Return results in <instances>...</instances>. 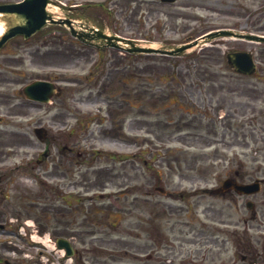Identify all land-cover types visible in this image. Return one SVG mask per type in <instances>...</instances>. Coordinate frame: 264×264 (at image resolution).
I'll return each mask as SVG.
<instances>
[{
  "label": "rangeland",
  "instance_id": "obj_1",
  "mask_svg": "<svg viewBox=\"0 0 264 264\" xmlns=\"http://www.w3.org/2000/svg\"><path fill=\"white\" fill-rule=\"evenodd\" d=\"M86 1H90L89 9L78 5ZM59 2L63 6L59 8L61 18L72 16L110 36L155 48L185 42L188 31L192 35L190 39L195 38L200 35L197 34L200 27L206 32L231 28L264 36V0H177L164 7V10L175 11V33L160 36H154L155 32L146 24L145 30L141 29L137 0ZM93 7L97 8L95 12H92ZM48 9L55 14L54 7ZM162 9L158 6L149 24L156 21L159 25L166 20L162 18ZM248 21L253 22V30L241 28ZM186 24L190 30L181 32ZM57 30L59 37L43 38L38 43L37 55L27 56L24 43L16 41L0 51V223L7 224L9 231H0L2 264H49L50 258L57 264L54 239L66 234L60 231L63 228L60 227L62 203L59 195L63 190L67 193L61 184L72 178L90 177L100 168L107 167L112 173V199L108 201L112 209L108 217L87 218L86 212L70 216L66 212L65 229H137L138 219L146 222L147 214L152 213L150 205L145 201L142 215L136 209L129 214L123 213L115 206L121 207L135 197L139 199L153 181L147 170L144 177L136 172L138 161L133 154L138 145L150 150L155 148L152 151L158 154L154 156L158 160H154V163L157 161L154 168L161 171L160 181L164 187L171 189L178 183L187 187L180 181L177 167L185 162L212 161L216 154L214 144L207 151L202 149L201 128L206 122L200 123V99L208 95L215 105L217 99L225 98L224 110L229 99V109H234V116L240 113L238 109L243 102L264 99V42L251 44L218 38L209 40L207 46L199 43L178 57L143 56L121 53L110 45L97 47L96 44L107 43L75 39L63 28ZM166 38L170 40L165 41ZM237 48L253 53L257 63L255 74L240 76L231 70L225 55ZM34 80H47L57 85L58 92L49 104L31 102L23 97L22 88ZM140 98L144 99L143 103L138 101ZM150 100L154 105H149ZM171 100L183 104L184 110L176 105L167 108ZM181 118L183 120L179 121ZM37 127L47 131L42 142L34 136L33 130ZM262 132L246 139L238 136L239 145L227 152L234 153L235 160L244 163L240 171L252 178L264 175ZM143 157L152 167L148 154ZM122 165H127L128 173L124 190H121L119 176L114 177ZM199 167L197 165L194 172L198 178L201 176ZM141 184L145 186L143 191L139 189ZM126 191L125 201L119 195ZM142 199L147 200L145 196ZM152 199L160 202V209L162 204L181 205L177 199L160 195ZM63 200H67L66 196ZM188 204L191 205V226L199 227L193 200ZM86 205L87 202L81 203L80 208L85 210ZM176 217L185 220L183 215ZM166 219L163 213L155 223L165 225ZM179 227L176 225L175 229ZM80 234L87 235V232ZM229 234L225 231L221 234L225 249L216 261L220 258L227 262L231 258L234 248ZM30 235L45 240V246L32 243ZM79 247L82 249V245ZM191 251L198 253L194 248ZM211 251L216 254L219 250ZM40 252L44 254L40 256Z\"/></svg>",
  "mask_w": 264,
  "mask_h": 264
},
{
  "label": "flooded vegetation",
  "instance_id": "obj_2",
  "mask_svg": "<svg viewBox=\"0 0 264 264\" xmlns=\"http://www.w3.org/2000/svg\"><path fill=\"white\" fill-rule=\"evenodd\" d=\"M18 1L0 0V5L13 4ZM53 3H55L58 15L53 18V22H56V24L49 23V25L59 26V0H55ZM166 5L170 4L162 3L159 0H137L138 15L141 17V29L145 30L146 24L151 31L155 32L154 36L174 34L175 11L173 9L164 10ZM158 6L163 7L161 14L162 18L164 17L166 20L164 19V22L159 23V25L156 21L149 24V20L157 13ZM66 23L71 25V20H67ZM159 26L160 32L158 31ZM49 27L46 25L41 30L42 32L34 34L29 39L25 40L22 36H17L12 40H15V43H24V53L27 56L37 55L40 48L38 46V43L41 42L40 37L49 35V33L43 32ZM247 27L253 30V22L248 21L241 26V28ZM188 29L190 30V26L186 24L180 31L185 33ZM203 31H206V29L200 27L197 32L202 33ZM188 32L185 33V39L192 36ZM53 36L55 35L51 33L50 37ZM145 37L142 35V39ZM166 40L170 39L166 38ZM242 50L237 48L235 51ZM224 100L225 98L220 97L213 105L212 99H209L208 95L200 99L202 107L200 123L206 122L205 126L202 127L203 129L201 128V136L204 138L202 149L207 150L214 144L216 145V154L212 156V161L185 162L182 166L177 167L180 181L185 182L188 187L184 188L181 183H178L172 185L171 189H164L162 191L164 195L159 194L158 188L163 186L160 181L162 173L154 168V164L157 163V161L154 163V154L151 153L150 155L152 162V167H150L147 161H144V150H139L136 153L135 157L138 161L135 168L136 172L144 177L147 170L153 181L148 185L149 189L146 190L145 186L141 184L139 189H142L141 191L145 190V193L140 194L139 199L135 197L132 202L126 201L128 190L125 193H120L119 197L125 198L126 203L121 207H115L117 210L128 214L131 213L132 209H136L139 215H142L144 203L147 202L152 213L147 214L146 222L143 218L138 219L137 229H65L63 219L67 216L66 212L70 216L75 215L77 212H86L88 213V215H85L87 218L95 215L108 217L112 209L108 201L112 199L111 186L113 180L110 169L105 167L100 168L98 172H92V177H81L80 180L72 178L70 181L62 183V188L66 189L67 193H63L65 192L63 190L59 195L62 203L59 208L62 219L60 220V227L63 228L60 231H66V234L60 235V237L68 239L75 246L73 245V255L70 261L66 257L61 259L58 257L55 259L56 263L264 264V175L257 178L245 175L240 171L245 167L244 163L236 161V157H233L234 153L230 152V155L227 153L235 145H239L238 136L246 139V137H253L256 132L260 133L261 131H263L261 135H264V99L252 98L250 103L243 102L238 109L240 113L236 116H234V109H229L231 104H228L229 99L225 103L226 111L222 108ZM139 101L142 103L144 99L140 98ZM233 101L234 99H232ZM213 112L215 113L214 118L212 117ZM226 137H229V139L227 140ZM70 150L72 152L73 147ZM206 156V159H208V155ZM197 165L200 166V178L195 177L194 174ZM160 166L163 168L162 163H160ZM126 167L127 165H122L121 171L114 175L115 178L117 176L120 178L121 190L125 189L124 186L127 182ZM80 173L81 171H79ZM225 180L236 182L239 185L256 183L258 191L250 195L237 194L231 188H223ZM159 195L177 199L181 205L162 204V209H160V202L152 199ZM65 196L67 200H63ZM143 196L147 200H143ZM190 199L193 200L195 206L194 210L196 217L199 219V227L191 226V205L188 204ZM85 202H87V205L84 210L80 208V204ZM73 206H75V209H73ZM163 213L167 216L165 225L162 223L160 225L156 224L155 220ZM143 215H145V211ZM179 215H183L185 220L181 221L179 217L174 218V216ZM145 225L148 226L145 228ZM176 225L180 226L179 229H175ZM2 231L9 232L8 225L4 226ZM224 231L230 233L231 247L234 248L231 258L227 262L220 261V258L217 261L215 260L222 249H225V240L221 237ZM80 232H87V235H81ZM76 239H79L80 243ZM77 243L79 244L77 245ZM80 245H82V249L79 247ZM192 248L198 253L192 252ZM214 248L219 250L216 254L211 251ZM181 250L185 254H182ZM2 263L0 260V264ZM48 263L53 264V258L48 259Z\"/></svg>",
  "mask_w": 264,
  "mask_h": 264
},
{
  "label": "water",
  "instance_id": "obj_3",
  "mask_svg": "<svg viewBox=\"0 0 264 264\" xmlns=\"http://www.w3.org/2000/svg\"><path fill=\"white\" fill-rule=\"evenodd\" d=\"M173 2L175 0H162ZM45 5L46 0H25L22 3L13 5V6H2L0 7V13L10 16V24L5 27L4 35L0 40V47L10 38L15 36L16 34H23L24 37L30 36L36 30H38L44 23L46 14H45ZM15 23L16 26L13 27L12 24ZM227 36L231 35L229 31H219L214 32L208 35V38H214L218 36ZM250 39L263 41V37H250ZM189 46H183L181 48L175 49L172 53H179L185 50ZM134 51H141L139 49H134ZM144 51H153V50H144ZM229 61L233 64V66L238 69L240 72L249 73L253 70L254 64L249 56V54L240 53V54H232L229 56ZM24 94L27 98L37 101H45L55 93V88L53 84L35 81L32 84L24 87ZM35 133L39 139L43 138V131L38 129L35 130ZM239 192L250 193L252 192L250 187H242ZM59 248H65L67 255L71 254V248L67 241L63 239H58L56 241Z\"/></svg>",
  "mask_w": 264,
  "mask_h": 264
},
{
  "label": "bare ground",
  "instance_id": "obj_4",
  "mask_svg": "<svg viewBox=\"0 0 264 264\" xmlns=\"http://www.w3.org/2000/svg\"><path fill=\"white\" fill-rule=\"evenodd\" d=\"M2 25H0V30H2ZM0 163H2V160H1V157H0ZM35 240H37V239H35Z\"/></svg>",
  "mask_w": 264,
  "mask_h": 264
}]
</instances>
